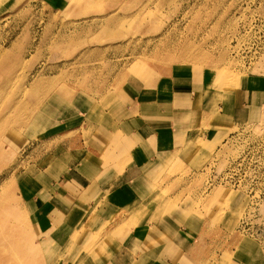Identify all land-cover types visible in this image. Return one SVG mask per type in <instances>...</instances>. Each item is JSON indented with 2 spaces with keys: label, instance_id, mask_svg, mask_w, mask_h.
Masks as SVG:
<instances>
[{
  "label": "rangeland",
  "instance_id": "rangeland-1",
  "mask_svg": "<svg viewBox=\"0 0 264 264\" xmlns=\"http://www.w3.org/2000/svg\"><path fill=\"white\" fill-rule=\"evenodd\" d=\"M173 79L215 89L219 98L249 79L264 84V0H0V264H93L88 253L104 261L99 242L120 234L112 227L120 215L85 244L78 242L84 228L60 244L26 209L30 179L51 154L84 150L126 116L132 90H161ZM77 101L83 119L62 127ZM253 117L215 138L203 123L179 137L178 152L144 178L140 208L123 214L143 224L158 207L191 220L213 257L201 264L216 253L218 264L248 257L264 264L257 236L264 199L248 209L242 189L213 181V170L237 153L225 142L232 132L244 125L264 133V113Z\"/></svg>",
  "mask_w": 264,
  "mask_h": 264
},
{
  "label": "crops",
  "instance_id": "crops-1",
  "mask_svg": "<svg viewBox=\"0 0 264 264\" xmlns=\"http://www.w3.org/2000/svg\"><path fill=\"white\" fill-rule=\"evenodd\" d=\"M194 82L175 79L161 90L155 86L132 90L127 115L103 128L84 150L75 146L69 151L70 157L68 149L51 154V161L30 179L34 192L26 197V209L37 220L38 228L49 231L60 244L62 236L67 240L75 230L84 228L78 242L85 244L92 231L100 230L117 212L120 217L114 221L119 223L112 227L121 226V232L117 237L103 236L99 246L107 254L104 261L98 258L99 264H201L203 259L213 258L209 250L200 248L201 238L194 234L191 220L166 215L156 207L151 216L147 212L142 224L137 217L122 212L140 208L141 194L147 192L141 188L144 178L151 177L156 166L180 149L179 137L183 140L190 129L203 123L210 127L206 134L215 138L230 125L256 119L251 114L260 117L264 113V84L258 80L244 81L238 89L220 95L222 98L217 90L201 88ZM77 103L73 117L66 118L62 127L83 119L87 110ZM124 217L130 220L126 218L123 223ZM88 254L95 261V255ZM219 257L216 253V261L210 264H218ZM248 262L249 257L242 264Z\"/></svg>",
  "mask_w": 264,
  "mask_h": 264
},
{
  "label": "built area",
  "instance_id": "built-area-1",
  "mask_svg": "<svg viewBox=\"0 0 264 264\" xmlns=\"http://www.w3.org/2000/svg\"><path fill=\"white\" fill-rule=\"evenodd\" d=\"M225 142L238 150L234 157L228 159L224 170H213V181L242 189L248 195L247 208L257 210L264 199V133L243 125L232 132ZM214 161L216 164L217 160ZM242 223L247 225L245 221ZM260 224L264 225V220ZM257 236L264 252V228Z\"/></svg>",
  "mask_w": 264,
  "mask_h": 264
},
{
  "label": "bare ground",
  "instance_id": "bare-ground-1",
  "mask_svg": "<svg viewBox=\"0 0 264 264\" xmlns=\"http://www.w3.org/2000/svg\"><path fill=\"white\" fill-rule=\"evenodd\" d=\"M178 152V151H177ZM140 200V199H139ZM142 200V199H141ZM137 220V219H136Z\"/></svg>",
  "mask_w": 264,
  "mask_h": 264
}]
</instances>
